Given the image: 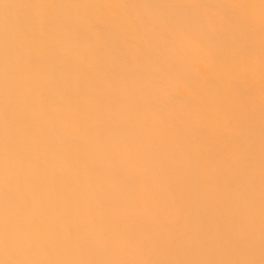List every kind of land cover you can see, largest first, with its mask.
Returning a JSON list of instances; mask_svg holds the SVG:
<instances>
[{"label": "bare ground", "instance_id": "1", "mask_svg": "<svg viewBox=\"0 0 264 264\" xmlns=\"http://www.w3.org/2000/svg\"><path fill=\"white\" fill-rule=\"evenodd\" d=\"M0 264H264V0H0Z\"/></svg>", "mask_w": 264, "mask_h": 264}]
</instances>
